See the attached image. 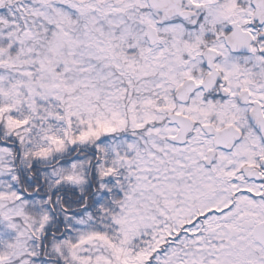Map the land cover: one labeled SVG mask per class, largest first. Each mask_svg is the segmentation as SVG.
<instances>
[{
	"label": "snow or ice",
	"instance_id": "1",
	"mask_svg": "<svg viewBox=\"0 0 264 264\" xmlns=\"http://www.w3.org/2000/svg\"><path fill=\"white\" fill-rule=\"evenodd\" d=\"M0 264H264V0H0Z\"/></svg>",
	"mask_w": 264,
	"mask_h": 264
}]
</instances>
